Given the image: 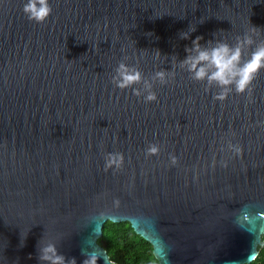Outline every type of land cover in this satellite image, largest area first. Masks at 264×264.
Instances as JSON below:
<instances>
[{
	"label": "water",
	"instance_id": "water-1",
	"mask_svg": "<svg viewBox=\"0 0 264 264\" xmlns=\"http://www.w3.org/2000/svg\"><path fill=\"white\" fill-rule=\"evenodd\" d=\"M27 2L0 0V264H40L48 243L66 261L117 264L98 243L107 221L129 223L158 264L251 263L264 246V69L220 102L181 62L197 36L235 46L255 33L247 60L264 0H48L42 24ZM121 62L155 102L112 83ZM115 153L123 166L106 171Z\"/></svg>",
	"mask_w": 264,
	"mask_h": 264
},
{
	"label": "clouds",
	"instance_id": "clouds-1",
	"mask_svg": "<svg viewBox=\"0 0 264 264\" xmlns=\"http://www.w3.org/2000/svg\"><path fill=\"white\" fill-rule=\"evenodd\" d=\"M25 15L30 21L38 24L44 23L50 16L52 9L48 0H28L23 9ZM192 31H195L193 29ZM252 36L245 35L243 39L237 38L235 46H230L224 42H217L214 46L206 47L201 44L203 37L197 36L192 40L191 48H185L188 53L181 65L192 74V78L198 82L206 81L209 86L215 85L222 89L214 98L223 102L227 99L232 88L238 94H244L250 89L257 74L264 69V42L256 45L251 51L249 58L244 59V49L251 48L254 44ZM182 39H188L189 34H181ZM212 44L211 41L208 42ZM159 56V53H158ZM116 75L112 78V83L120 90L132 88L135 85L143 84V92L147 93L145 102L151 103L157 100L156 94L152 91V83L144 80L141 71L136 67H130L121 62L115 70ZM161 85L167 83V74L163 71H157L154 76ZM137 97L142 95L141 90L134 89ZM234 152L239 154L241 149L234 148ZM159 154V148L156 145H150L147 149L148 156ZM124 157L120 153L108 154L105 161V170L123 166ZM176 159L172 157V164L175 165ZM227 165H225L226 167ZM38 259L40 264H76L73 258L66 261L65 257L58 253L55 244L48 243L39 248ZM83 264H95L93 256H88Z\"/></svg>",
	"mask_w": 264,
	"mask_h": 264
},
{
	"label": "trees",
	"instance_id": "trees-1",
	"mask_svg": "<svg viewBox=\"0 0 264 264\" xmlns=\"http://www.w3.org/2000/svg\"><path fill=\"white\" fill-rule=\"evenodd\" d=\"M264 242V235L262 236ZM109 259L117 264H158L152 254L151 245L134 233L130 224L107 221L98 239ZM249 264H264V246Z\"/></svg>",
	"mask_w": 264,
	"mask_h": 264
}]
</instances>
